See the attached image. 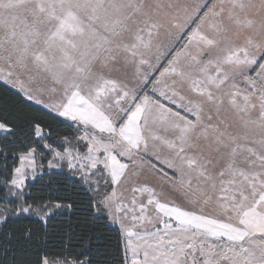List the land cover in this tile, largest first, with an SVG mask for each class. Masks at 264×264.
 Returning a JSON list of instances; mask_svg holds the SVG:
<instances>
[{
	"label": "snow or ice",
	"instance_id": "1",
	"mask_svg": "<svg viewBox=\"0 0 264 264\" xmlns=\"http://www.w3.org/2000/svg\"><path fill=\"white\" fill-rule=\"evenodd\" d=\"M0 264H264V0H0Z\"/></svg>",
	"mask_w": 264,
	"mask_h": 264
}]
</instances>
